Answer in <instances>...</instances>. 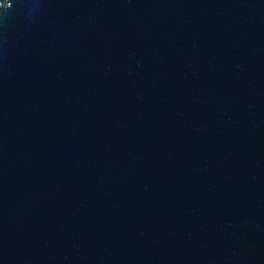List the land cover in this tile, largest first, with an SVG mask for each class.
I'll use <instances>...</instances> for the list:
<instances>
[{
  "label": "water",
  "instance_id": "obj_1",
  "mask_svg": "<svg viewBox=\"0 0 264 264\" xmlns=\"http://www.w3.org/2000/svg\"><path fill=\"white\" fill-rule=\"evenodd\" d=\"M0 264H264V0H0Z\"/></svg>",
  "mask_w": 264,
  "mask_h": 264
}]
</instances>
